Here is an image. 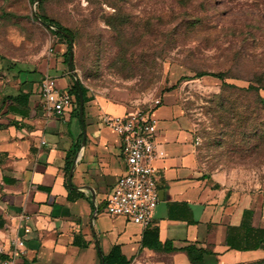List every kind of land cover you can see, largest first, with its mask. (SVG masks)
I'll use <instances>...</instances> for the list:
<instances>
[{"label": "crops", "instance_id": "0c3cea01", "mask_svg": "<svg viewBox=\"0 0 264 264\" xmlns=\"http://www.w3.org/2000/svg\"><path fill=\"white\" fill-rule=\"evenodd\" d=\"M66 52L67 46L58 47L20 71V90L0 103V259H11L20 239L24 255L17 264H105L114 248L116 260L129 264H191L184 252L191 246L202 253L201 264H264V243L252 248L263 238L264 191L238 186L210 165L180 88L163 93L153 110L165 158L156 163L163 199L152 225L144 229L105 213L125 163L121 139L100 125V116H124L136 107L87 89L83 144L76 102L61 116L40 106L44 76L65 90L76 80ZM19 95L26 99L16 110L12 101L4 104Z\"/></svg>", "mask_w": 264, "mask_h": 264}, {"label": "rangeland", "instance_id": "374dc122", "mask_svg": "<svg viewBox=\"0 0 264 264\" xmlns=\"http://www.w3.org/2000/svg\"><path fill=\"white\" fill-rule=\"evenodd\" d=\"M34 10L73 32L76 77L94 95L145 109L188 78L178 88L210 165L264 191V0H0V103L66 46Z\"/></svg>", "mask_w": 264, "mask_h": 264}, {"label": "built area", "instance_id": "2783aa9c", "mask_svg": "<svg viewBox=\"0 0 264 264\" xmlns=\"http://www.w3.org/2000/svg\"><path fill=\"white\" fill-rule=\"evenodd\" d=\"M39 95L40 106L48 116L63 115L75 102L69 90L61 89L57 80L48 75L40 83ZM160 105L157 99L149 107L136 108L124 116H100V125L121 139L125 163L123 175L107 198L105 213L126 218L144 229L152 225L160 202L156 163L165 158V152L156 142L158 120L153 115V110ZM23 219L28 221L30 217ZM25 232L30 230L26 228ZM13 245L11 259H0V264H17L16 259L24 255L22 240L16 239Z\"/></svg>", "mask_w": 264, "mask_h": 264}, {"label": "trees", "instance_id": "16d2710c", "mask_svg": "<svg viewBox=\"0 0 264 264\" xmlns=\"http://www.w3.org/2000/svg\"><path fill=\"white\" fill-rule=\"evenodd\" d=\"M37 1L38 0H30V2L32 4H35ZM41 2L38 3V6L41 4ZM39 17H40V20L44 23V25L45 26L46 25H50V27H51V28H49L50 31L52 33H54V35H56L57 37L62 39L64 41V43L66 44L67 52L65 54V63L68 64L70 44H69V40L66 38L65 35L70 36L73 39V41L75 40V35L73 34L72 31L62 27L61 25H59L58 23L54 22L53 20H49L48 18H46L44 16H39ZM53 29H57V31H54ZM206 76L214 77L216 79H219L222 82L225 80L223 75H220V74L211 75V74H207V73H199V74H197L196 75V79H199V78H202V77H206ZM187 79L188 78H184V77L181 78L173 87H171L166 92H171V91L177 89L179 87V85L183 81H186ZM79 88L82 91L84 105L90 101V99L87 97V88L78 79L74 80V84H73L72 88L69 90V93L74 97V100L76 102V109H75V116L76 117H79V95H78L79 94ZM249 90H258V88H255V87L252 86V87L249 88ZM25 99H26V96L19 95L16 98H13V97L12 98L11 97L4 98L3 102L5 104L7 101H12L13 104H14L13 109L16 110L19 105L25 104V102H24ZM161 104H162V102H161ZM1 110H2V108L0 107V112H1ZM70 167H71V164H69L68 172H69ZM261 233H263V238L259 239L256 242V245H253L252 248L259 247L262 243H264V230L261 231ZM117 252H118V248H114L112 254L104 259L105 264H129V262L125 261L123 258H121L119 260H116ZM184 252L187 254L191 264H201L202 253L200 251H198L196 248L191 246V247L186 248L184 250ZM100 256H101V254H100Z\"/></svg>", "mask_w": 264, "mask_h": 264}, {"label": "water", "instance_id": "95a60500", "mask_svg": "<svg viewBox=\"0 0 264 264\" xmlns=\"http://www.w3.org/2000/svg\"><path fill=\"white\" fill-rule=\"evenodd\" d=\"M42 0H38L35 4H38L39 2H41ZM33 15L35 16V18L41 23V24H44L41 20H40V17L36 14V11L34 10L33 11ZM47 28H51L50 25H46ZM63 34V33H62ZM66 38L69 40V44H70V51H69V69H70V73L72 74V76H74L75 79H77L76 77V72L74 70V66H73V59H74V41L73 39L68 36V35H65ZM79 118H80V121L82 123V128H83V144H85L86 142V131H85V126H84V100H83V95H82V91L81 89L79 88ZM74 165L73 167L71 168L70 170V173H69V185L71 186V181H72V175H73V172H74ZM159 196H160V200L163 199V194L162 192L159 193Z\"/></svg>", "mask_w": 264, "mask_h": 264}]
</instances>
